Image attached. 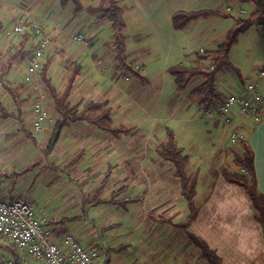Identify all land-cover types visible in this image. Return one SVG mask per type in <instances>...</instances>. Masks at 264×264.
<instances>
[{
	"label": "crops",
	"instance_id": "1",
	"mask_svg": "<svg viewBox=\"0 0 264 264\" xmlns=\"http://www.w3.org/2000/svg\"><path fill=\"white\" fill-rule=\"evenodd\" d=\"M26 1L30 3V7L36 10V8L33 6V3L37 2L38 0ZM123 1L128 2L126 4V10H124L121 15L122 21L125 25L124 34L126 36L128 61L131 67H133L134 70H138L145 78L139 79L137 77L123 73V70L120 69L118 63L115 60L113 44L114 32L112 26V31L110 34H107V36L102 38V35L100 34L101 30L92 23L93 20L90 18H88V21H90L84 29L85 33L81 32L80 34H83L88 40L91 41V43L87 45L85 43L77 42L80 44V47L77 50H64L63 36L67 35V31L69 29H71V33L78 32L77 30L82 22V13H88L89 15L95 17L96 21H100L105 18H99L86 10L76 13L74 11V7L72 6L70 12L71 15H68L66 18V24L64 25L66 27L65 28L60 24V21L62 18H64V16L62 14L60 15L58 12H53V10H50L44 15L40 13L37 15L36 13H33L35 11L32 9L27 11L21 10V12L26 16L23 19H20L22 23L16 24V26L22 25L24 29L22 32V37L14 36L10 38V40H6L4 43V39L0 38V66L5 72L4 78H0L1 81H3L0 88V98H4L8 101L10 98H13L12 93L14 95L15 92V95H19L18 98L20 100H26L25 103H22L19 106L15 102L16 106L14 105V110L16 109V111L12 113H14V115L17 117V120L22 123L24 130H26L27 138L18 139L16 142L15 139L10 137V135H7L6 140L9 146L5 150V155L2 160L6 158L7 164L11 165L15 160L19 159L20 163L14 169L17 171L20 165L27 163L33 155L38 153V150H41V152L44 154V157L50 160L49 163L51 168H57L59 170L61 168H67L74 173L84 172L86 175L85 183L89 184L90 182L89 185L86 184L89 187L88 191L90 193L86 190H84L83 193L93 196V198L89 200L90 202L92 201L91 205L100 206L99 208L108 207V210H112L114 207H116L117 209H120L122 212L126 213L128 211L127 208L124 209L118 207V205L102 202L109 199L111 195L106 198H100L101 193L109 184L111 175L114 172H117L119 169L121 171V175L123 176L120 178H123L126 181H134V185L123 186V188L118 190L124 192L122 198L126 196L139 197L140 200L138 202L130 203L129 205L132 206L135 204L138 205L137 207H141V209H143V206L146 205L148 208L146 213L147 217H150L151 221H153L155 224L157 223L166 225L168 230L166 229L164 232L170 233L169 226L171 225L183 230L185 233V243L180 244L177 250L174 252H172L173 248L169 244L165 245L162 251L157 250L154 245H151L141 251L139 256V259L142 258L141 261L135 260L134 262H130L128 261V256H126V258L121 256L118 261L121 264H210L201 256L200 249L192 243L187 231L180 227V224L186 222L188 219L190 212L189 206L187 207L188 210L183 215L182 211H185V208L174 209L176 211L172 217L178 218L180 217L179 215H181L184 217L182 222H170L165 217H160V221L157 219L158 216H156V211H158V209H164L167 206L170 207V204L173 200L170 196H163V194L167 192V184L161 180H157L158 177L167 171L163 170V166L166 165L159 164L156 166L153 165L152 161L151 164L149 163L150 158L155 160L158 157L162 158L159 154V147L164 141L159 143L157 139L152 138L154 133L158 130L157 125L160 121L159 118L154 119V122H156L155 124L150 123L145 127L147 130L145 138L147 140H151V144L147 147L148 155L142 156V159H139L140 164L132 168L131 165L127 164L129 153L132 152L136 154L134 156H139L143 150L144 141L139 140L134 142V147L132 151H130L122 147L124 146L122 139L123 133H113L103 130L101 127L96 126L93 122L78 121L72 122L66 126L65 128H71L73 131H75V133L72 135L73 140L63 148L56 149V146L59 142L58 141L54 147L48 151L47 147L51 139L48 141V143L46 142L47 146L43 145L46 139L44 137L45 132L48 129H51L52 132L54 131L58 116L56 110L54 109V104L50 99H48V103L50 102V105L47 104L46 98H49V96L47 95L41 78V71L36 73L31 81H28L27 78H24V73L22 70L23 65L18 60L20 56H27L28 58L29 53L34 50L39 40V37L34 35V31L31 27V22L33 20L39 19L42 21L45 36L49 39V46L46 50L43 64L45 66L47 63H49L47 78L50 79L51 83L56 87L57 93L59 95H63L65 93L72 72L76 66H79V74L75 79L74 86L69 96L70 103L74 106H78V108H83V106L88 103L103 104L104 106L98 112L102 111L103 109H108L110 111L113 126L117 129H124L127 127L124 125V123L127 122L126 117L128 115H135L139 113L138 107L142 101L149 97L150 88L152 89L153 87H157L158 93L155 94L154 97H158L160 99L159 102L163 100L164 94L166 92V83L168 80L167 76H170L168 73V68L170 66L184 63L189 64L194 60L193 54L197 50H193L188 41L182 42L178 30L174 29V26L172 25V15L178 11H197L202 9L219 10L220 6H223L224 3H226V7L231 5L229 0ZM100 3L101 0H94V5H82L84 8H88L96 7ZM59 4L63 9L69 5L67 4L66 6H62L60 0ZM5 6H10V0H0V20L2 16L1 10L4 11ZM133 11H139V13H135ZM226 14L228 13L226 12ZM229 15L232 16L231 14H228V16ZM216 17L220 18L219 16ZM96 25H102V28L107 29V25L104 22L98 23L97 21ZM25 35L28 36L24 37ZM131 37H134L133 41ZM30 39L33 40V43L30 48L26 50V45ZM134 46L138 47L130 49ZM150 49L154 50L156 58L158 57L159 60H162L161 64L163 68L161 69L160 77H158L157 80L151 79L150 75L148 76L142 73V70L145 71L148 70L149 67H152L150 65L153 61V58H151L152 53L150 52ZM135 51L137 52L136 56L130 59V56ZM109 54L110 57L106 58L105 55ZM49 58H51V62H48ZM2 59H5V64L1 63ZM70 62H74L73 67L70 66ZM53 64L65 66L67 73L71 71L66 85L62 86V88H60V86L63 84V82L57 85L54 74L51 73ZM257 69L258 68L252 69L248 76L243 74L241 71L243 79L246 81L255 79L257 76ZM18 76H22V81L26 79V82H17V84H14L15 86H12V83L5 85L4 82L7 81V77H9L10 80H12L11 78H14L13 80L17 81L16 79ZM222 78L225 82L228 80L225 77ZM13 80L10 82H13ZM233 80L235 81L231 86V89L236 90L235 82L238 84L240 81L237 80V77ZM261 88L264 92V82L261 84ZM171 90L172 92L168 98L169 100L167 106L174 107L177 103L181 104L178 112H181V114L184 112V120H182V122L191 123L194 122V119L196 121L201 119V116L205 119L203 121L204 126L216 127L218 124H222L227 129V126L218 120L216 116L208 118L202 114L199 107V101L190 97V90L185 94L181 93V91H178L176 87L170 89V91ZM40 96L45 98L46 106L50 111V120L47 122L43 132L36 133L39 137L38 139L35 136L30 137L28 135V131H32L31 123L34 120L33 105ZM187 105H189L190 112L185 110ZM141 113L146 115L147 111L142 110ZM5 118H10V116ZM141 118L142 117L136 116L134 119V123L137 127L144 121L141 120ZM234 121L241 124L242 119L239 115H236L234 117ZM20 127L21 126L15 125L13 126V129H20ZM242 127V131L246 135L247 141L254 151V166L258 189L264 194V115L263 119L259 123H255L253 119L250 118L246 119ZM130 128L131 127L125 129L130 130ZM167 128L174 130V128L170 126H165L163 128L165 129V133ZM78 143L82 147L81 150L77 152V154H71L66 160L65 157L68 148ZM230 144L231 146L229 148L235 147L232 142ZM42 149H44V152ZM151 150L157 154H151ZM240 151L242 150L240 149ZM152 155H154V157ZM83 159H86L89 162V165L86 166L84 170L80 169L78 166V163ZM39 166L41 167V164ZM187 167L186 171L189 174L194 170L193 174L198 177L199 185L200 177L196 166L192 168ZM138 169H140V171L137 174ZM104 171H106V175L99 183H97L98 180H93V178L96 179L98 174ZM129 172L132 173L131 178L128 176ZM10 174H13L14 176V173ZM156 174H158L157 178L155 177ZM106 177L109 181L107 185L101 189L102 181ZM214 177L216 180L211 183V189L205 193V196L201 198L199 202H196L195 198V203L199 207V213L188 231H191L204 240L208 247L213 250L221 259L222 264H264V232L261 224L256 219L257 211L255 210L250 198L242 187L226 181L224 178V173L215 171ZM146 178L148 179L146 183L148 186L147 188H151V196H146V193H144L143 190L138 189L137 186L135 189H133L135 185H144ZM24 179L25 177L23 176L16 177L14 181L0 184V198L9 202L19 197H23L32 204V198H29L27 195V192L30 191V188L27 189V187L22 186ZM156 188H158L157 191ZM131 189L135 191L137 190V192H135L136 194L132 193ZM181 196L183 197L182 189ZM150 202H154L156 206L148 204ZM56 208L57 207H54L52 210L54 211ZM52 217L45 215L42 219H45V225L47 224L48 220H54L50 226L46 225V227L52 228V230L56 232V225L60 219H58V217ZM76 221L78 222L80 220ZM158 221L160 223H158ZM86 224L87 223L84 225ZM119 226L120 224H114L111 227L117 228ZM80 227L79 231L83 232L84 228ZM89 227L90 225H87V229H89ZM76 230H67L61 234H57L56 232V239H54L53 242H60L61 237L66 233H72L77 237V235L73 233V231ZM89 231L93 232V228L89 229ZM89 235L93 234L88 233V236ZM166 236V234H162L155 239V242L163 240L166 238ZM88 238L90 240L89 243H92V238ZM106 242L107 238H104L103 242H101L102 244H105L106 247L103 251L104 253L108 251V248L110 252L112 250V248H110ZM128 246L129 244L122 245L119 246L118 249L121 247L119 251H122L123 249H127ZM103 252L100 257H104ZM110 252H108V254ZM109 260L110 259L107 257V255L106 258L102 259V261L105 263H107Z\"/></svg>",
	"mask_w": 264,
	"mask_h": 264
},
{
	"label": "rangeland",
	"instance_id": "2",
	"mask_svg": "<svg viewBox=\"0 0 264 264\" xmlns=\"http://www.w3.org/2000/svg\"><path fill=\"white\" fill-rule=\"evenodd\" d=\"M79 1L85 6L94 5V0ZM230 2L231 5L229 7H231L232 10L228 11L226 3H224L223 6H220L219 10L227 12L232 16L229 15L228 17L224 16L220 18L212 16L209 18H201L192 22V24H190L186 29L178 30L182 42L188 41L195 51H210L216 49L217 46L223 42L226 33L231 28H233L236 19L238 17H248L251 14L250 6L241 5L233 1ZM127 3V1L120 0L118 5L125 7L124 10H126ZM29 5L30 3L26 0H10V6H5L4 11L1 10L2 16L0 21L4 26L2 31H0V38L4 39L3 43L8 39L10 40V38L14 36L22 37V32H16L14 29L16 24L22 23L20 19H23L26 16L21 12V10L27 11L29 9H32L35 12H31L36 13L37 15L38 13L44 15L50 10H53V12H58L60 15L62 14L64 16V18H62V20L60 21V24L62 27H65L64 25L66 24V18L68 17V15H71V7L73 6V4L69 3V5H67L63 9L59 4V0H38L37 2L33 3V6L36 8V10ZM240 9H243L245 11L244 16L240 15ZM133 12L139 13V11ZM81 17L82 22L79 25V28L77 30L78 32L71 33L72 31L71 29H69L67 31V35L63 36L65 51L69 49L77 50L80 47L79 43H83L74 40V37L81 32L85 33L84 29L90 21H88V18L92 19V23L101 30L100 34L102 35V38H104V36H107V34H110V32L112 31L110 22L107 19H102L100 21L97 20L98 23L104 22L107 25L106 29L102 28V25H96L97 21L95 17L89 15L88 13H82ZM131 39L133 41L134 37H131ZM32 43V39L28 40L26 50L30 48ZM137 47L138 46H134L130 49ZM150 52L152 53L151 58H153V61L150 65L152 67H149V69L145 71L142 70V73L144 75H150L151 79L157 80V78L160 77V71L163 68L161 64L162 60H159L158 57L156 58L154 50L150 49ZM136 54L137 52L135 51L130 56V59L135 57ZM105 57L109 58L110 54L105 55ZM18 60L23 65L22 70L24 73V78H27L28 81H31L36 74H33L29 71V59L27 58V56H20ZM230 60L246 76L250 74L252 69H259L264 65V23H254L247 32L243 33L239 37L237 43L231 50ZM1 63L5 64V59H2ZM209 63L210 62L207 61V64ZM73 64L74 62H70L71 67H73ZM51 71V73L54 74L57 85L63 82L60 88H62V86H65L71 71L67 73L65 66L58 64H53ZM222 77H225L228 80L225 82ZM22 78V76H18L16 79L17 81L13 80L14 78H11L13 82H10L12 80L7 77V81L4 83L5 85L12 83L13 86L14 84H17V82H26V79L22 81ZM234 78H236V73L229 69L220 74V90L223 95H227L232 92H234V94L236 93L234 89V91L231 89V86L235 81L233 80ZM167 79L166 92L161 102H159L160 99L158 97H154V95L158 93L157 87H153L152 89L150 88L149 97L146 100L142 101L138 107V111L140 114L137 113L135 115H128L126 117L127 122H125L124 125L127 127L125 128H131L128 131L122 132V139L124 143V146L122 147L132 151L134 142H137L139 140L144 141L143 150L141 151V154L139 156L136 157L134 156L136 155L135 153H129L127 164L131 165V168L136 167L138 164H140L139 159H142V156L144 155H148L147 147L151 144V140H147L145 138V134L147 132L145 127L150 123L155 124L156 122H154V119H160L157 125V133L155 132L152 136V138L157 139L159 143L163 142L165 139L166 133L165 129L163 128L165 126L174 128L178 143L183 148L184 153L188 156L189 159L187 168L196 166V169L198 171L200 178L199 185L197 187L196 202H199V200L205 196V193L211 189V183L216 180V178L214 177L215 171L224 173L234 169L233 160L237 153H241V148H239V144H234L235 147L229 148L231 146V140L228 131L229 128L227 127L226 129L222 124H218L216 127H206L204 126L203 122L205 119L201 116V119L197 121L194 119V122L191 123L182 122V120H184V112L183 114H181V112H178L181 104L177 103L174 107L167 106L169 100L168 98L172 92V90L170 91V89L176 87L172 76H167ZM201 82V78L193 79L188 84V86L181 91V93L185 94L187 91L191 90ZM236 84L237 82H235V86ZM1 85L2 84H0V88ZM46 101L47 104L50 105V102L48 103V98H46ZM14 105L16 106L14 98H10L8 101L4 98H0V115H3V113L5 112L12 113L16 111V109L14 110ZM142 110H146L147 114L143 115L141 113ZM185 110L190 112L189 105H187ZM136 116L142 117L141 120H144L138 125V127L134 123V119ZM3 118L4 117L0 118V184L14 181L16 177H25L22 186L27 187V189L30 188V191L27 192V195L29 198H32V205L35 207L36 215L39 218H43L45 215H47L51 217L53 216L52 218L58 217V219H60L58 224L56 225L57 234L64 233L67 230L72 231L78 229L76 231H73V233L77 235L84 246L89 245L90 240L88 237L92 238V243H101L103 242L104 238H107L106 244L110 248H112V250L109 254L108 252H103L104 257H100V259L97 261V264H121L118 261L121 256H124L125 258L126 256H128V261L130 262H134L135 260L141 261L142 258L139 259V256L141 254V251L146 247L154 245L157 250L162 251L164 246L169 244L173 248L172 252H174L177 250L180 244L185 243V233L183 230H180L176 228V226L174 227V225H171L169 226L170 233L164 232L166 229L168 230L166 225L157 223L155 224L153 221H151L150 217H147L146 214L148 209L146 205L143 206V209H141V207H137L138 205L135 204L132 206L129 205L127 206L128 213H124L122 212V210L117 209L116 207H114L112 210H108V207L99 208L100 206L91 205L92 201L90 202L89 200L92 199L93 196H89L90 194L86 195L85 193H83L84 190L89 192V187L87 185L90 184V182L89 184L85 183L86 175L84 174V172L74 173L67 168H61L60 170L57 168H51V165L49 163L50 160L44 157V154L41 152V150H38L37 154L33 155L27 163L20 165L17 171H15L14 169L20 163L19 159L15 160L11 165L7 164L6 158L2 160L5 155V150L9 146L7 144L8 142L6 140V136L10 135V137L15 139V141L17 142L18 139L27 138L26 130H24L22 123L17 120L16 116H10V118L5 119ZM15 125L21 126L20 129H13V126ZM36 133L37 132H35L34 136L39 139ZM74 133L75 131H73L71 128H64L60 134L56 149L63 148L69 142H71L73 140L72 135ZM52 136V130L48 129L44 134V137L46 138L43 143L44 146H47V143L48 141H50ZM81 148L82 147L79 143L72 147H69L66 152L65 159L67 160V158L73 153L77 154V152H79ZM42 151L44 152V149H42ZM151 154L157 153L152 151ZM152 156L154 157V155ZM149 161L150 164L153 162V165L156 166H158L159 164L166 165L163 166V170L167 171H165L164 174L160 177H158V174H156L155 177H158L157 180H161L167 184V192L163 194V196H170L173 199L170 207L167 206L164 209H158V211H156V216H158L157 219H159L160 217H165L170 222H182V220L184 219L183 216L179 215L180 217L178 218L172 217V215L176 211L174 210L175 208H185V211H182V215L188 210L187 201L181 196L180 182L174 174L172 164L160 157L156 158V160L150 158ZM40 164L41 167L39 166ZM88 165L89 162L86 159H83L78 163L79 168L82 170H84V168ZM139 171L140 169L137 170V174L139 173ZM10 173H14V176ZM105 175L106 171L98 174V177H96V179L93 178V180H98L97 183H99ZM131 175L132 173L129 172L128 176L130 178ZM120 177L123 176L121 175V171L118 169L117 172H114L111 175L109 184L100 195L101 199L109 197L114 191H118L119 189L123 188V186L134 185V181H126ZM147 180L148 179L146 178L144 185H135L133 189H135V187L137 186L138 189H141L144 193H146V196H151V188H147L148 186L146 185ZM133 189H131L132 193L137 192V190L135 191ZM157 190L158 188H156V191ZM148 204L156 206L154 202H150ZM54 207L57 208L53 211L52 209ZM76 220L80 221L77 222ZM159 221L158 223H160ZM85 223L87 224L84 225ZM114 224H120V226L117 228L111 227ZM87 225H90L89 229L93 228V232H90L89 229H87ZM79 227L84 228V231L80 232ZM56 232L53 231L50 236V241H54V239H56ZM87 232L93 235L88 236ZM162 234H166V238L161 241L155 242V239ZM128 244L129 246L127 249L119 251V246ZM106 255L110 259L107 263L102 261L103 258H106Z\"/></svg>",
	"mask_w": 264,
	"mask_h": 264
},
{
	"label": "trees",
	"instance_id": "3",
	"mask_svg": "<svg viewBox=\"0 0 264 264\" xmlns=\"http://www.w3.org/2000/svg\"><path fill=\"white\" fill-rule=\"evenodd\" d=\"M120 0H101V3L96 7L84 8L79 0H60L62 6H66L69 3L73 4L74 11L76 13L83 12L84 10L92 13L99 18L107 19L114 32V51L115 60L118 63L120 69L124 74H129L137 78L143 77L138 70H134L128 61L126 36L124 34L125 25L122 21L121 15L125 7L119 6ZM241 5H248L251 7V14L248 17H240L236 20L235 25L225 35L222 43H220L216 49L206 51L200 50L194 52V60L189 64H176L168 68V73L172 76L174 84L178 91L184 90L188 84L195 78H201L202 82L196 85L190 90V97L192 99H198L199 107L214 106L216 109L222 102V93L220 90L219 76L225 71L232 70L236 73L237 80L242 84H245L246 80L243 79L240 69H238L230 60V53L233 46L237 43L239 37L247 32L254 23H264V0H230ZM211 16L228 17V14L224 11L214 9H202L197 11H178L172 15V23L176 30L186 29L192 22L201 19L209 18ZM32 27V25H31ZM3 29V23L0 21V31ZM35 35V34H34ZM28 35H25L26 37ZM36 36V35H35ZM37 37V36H36ZM32 52V51H31ZM26 54V53H25ZM30 54V53H29ZM207 61L210 63L207 64ZM48 62H51L49 58ZM49 69V63H47L41 70V78L45 86L47 95L54 104L58 120L56 122L53 136L48 145V151L54 147L59 141L62 130L72 122L89 121L93 122L101 129L113 132L122 133L129 129H117L113 126L110 111L103 109L98 112L104 106L103 104L88 103L83 108L74 106L69 101V96L74 86L75 79L79 74V66H76L71 74L67 89L63 95L57 93L56 87L47 78V72ZM264 70V65L261 67ZM5 72L0 66V78L3 79ZM19 95L12 97L19 105L25 103L26 100H20ZM15 116L14 113H3L1 117ZM34 131H28L30 137H34ZM239 146L241 147V153L235 155L234 169L224 172V178L226 181L232 184H236L244 189L250 198L255 210L257 211L256 219L261 224L264 232V194L258 189L256 171L254 166V151L247 141V138L240 140ZM159 154L161 157L169 161L173 168L174 174L179 179L182 189V195L187 201L189 206V216L186 222L181 223L180 227L187 231V234L192 243L198 247L201 251V256L206 259L210 264H222L221 259L217 254L211 250L207 243L200 237L188 231L192 223L196 220L199 207L195 203L197 194L198 177L195 174L187 173L186 167L188 165V156L184 153L182 147L179 146L176 134L173 129L167 128L166 136L163 143L159 147ZM106 177L101 184L103 189L107 183ZM124 195L123 191H115L111 194L109 199L102 201L103 203H111L118 205L120 208L126 209L130 203H136L140 199L139 197H132ZM54 221V220H52ZM52 221L48 220V226ZM0 244L11 257L16 260L24 262L23 258H20L19 251L15 246L10 243L7 238L0 237ZM121 249V247L119 248ZM110 252L109 248L108 251ZM109 262V261H108Z\"/></svg>",
	"mask_w": 264,
	"mask_h": 264
},
{
	"label": "built area",
	"instance_id": "4",
	"mask_svg": "<svg viewBox=\"0 0 264 264\" xmlns=\"http://www.w3.org/2000/svg\"><path fill=\"white\" fill-rule=\"evenodd\" d=\"M227 9L232 10L231 7ZM240 15H245L243 9H240ZM31 25L34 34L39 37L36 47L28 56L29 71L36 74L44 67L43 59L49 39L45 36L41 20L35 19ZM23 30L22 25L15 27L16 32ZM74 40L87 45L91 43L82 34L75 35ZM263 82L264 70L259 68L255 79L236 85L235 94H222V102L217 109L210 105L200 107V111L208 118L216 116L229 128L231 142L239 144L242 138H246L242 131L245 120L250 118L259 123L263 119ZM33 113L31 128L34 132L41 133L50 120V111L43 96L35 101ZM236 115L241 117V124L234 121ZM52 231V228L46 227L45 219L37 217L34 206L25 198L19 197L9 202L0 198V237L7 238L19 251L20 258L24 259V262H21L11 257L0 244V264H97L106 248L102 243H89L84 246L72 233L64 234L60 242H53L50 241Z\"/></svg>",
	"mask_w": 264,
	"mask_h": 264
}]
</instances>
